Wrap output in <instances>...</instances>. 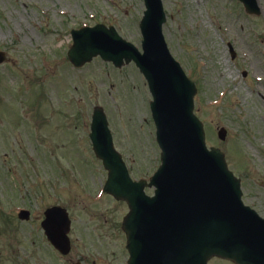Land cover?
I'll list each match as a JSON object with an SVG mask.
<instances>
[{
  "label": "rangeland",
  "instance_id": "obj_1",
  "mask_svg": "<svg viewBox=\"0 0 264 264\" xmlns=\"http://www.w3.org/2000/svg\"><path fill=\"white\" fill-rule=\"evenodd\" d=\"M162 2L163 34L196 85L206 144L224 153L243 202L264 217V0L251 18L230 0ZM143 10V0H0V264H60L39 227L56 204L72 213L75 243H125V206L81 199L106 176L88 138L91 113L103 107L132 178H148L160 164L151 96L132 64L116 69L97 57L77 69L66 52L71 28L98 22L139 47ZM21 207L33 210L29 221L16 218Z\"/></svg>",
  "mask_w": 264,
  "mask_h": 264
},
{
  "label": "water",
  "instance_id": "obj_2",
  "mask_svg": "<svg viewBox=\"0 0 264 264\" xmlns=\"http://www.w3.org/2000/svg\"><path fill=\"white\" fill-rule=\"evenodd\" d=\"M248 12H257L255 0H241ZM140 23L142 50L122 40L113 28L98 25L74 32L67 56L76 67L99 55L117 67L135 62L146 78L153 101L156 139L162 165L143 193L144 181L132 183L120 157L113 151L102 109L95 108L90 138L94 151L108 169L105 190L127 201L130 212L122 229L130 264H205L212 256L237 264H264V220L240 201L238 180L226 169L218 149L207 150L202 125L193 115L194 84L169 54L161 33L165 21L160 0H145ZM3 54L0 53V62ZM224 137V132H219ZM57 211V213H56ZM57 208L45 212L42 227L58 248V229L68 221ZM64 213V214H63ZM65 235V234H64Z\"/></svg>",
  "mask_w": 264,
  "mask_h": 264
},
{
  "label": "flooded vegetation",
  "instance_id": "obj_3",
  "mask_svg": "<svg viewBox=\"0 0 264 264\" xmlns=\"http://www.w3.org/2000/svg\"><path fill=\"white\" fill-rule=\"evenodd\" d=\"M74 219L71 216V230L69 232V237L72 239L70 250L68 254L61 255L56 251L47 241H45L50 252L53 254L54 260L60 264H124L123 261V247L122 243H113L111 237V243H75L73 240V227ZM87 228V227H86ZM85 230V229H84ZM87 233H82L84 237H90V230ZM77 239V238H76ZM96 239V238H95ZM71 241V240H70ZM36 243L32 240L31 245ZM84 247L82 251H78L77 246ZM109 246V247H108ZM12 253H17V250H13ZM30 254V252H29ZM32 260L33 258L30 257ZM50 264V263H49ZM53 264V263H51Z\"/></svg>",
  "mask_w": 264,
  "mask_h": 264
}]
</instances>
